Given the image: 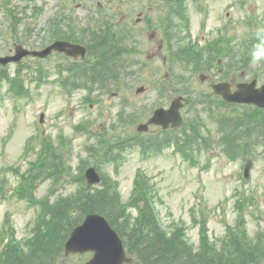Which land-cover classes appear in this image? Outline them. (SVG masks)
<instances>
[{
    "label": "rangeland",
    "instance_id": "1",
    "mask_svg": "<svg viewBox=\"0 0 264 264\" xmlns=\"http://www.w3.org/2000/svg\"><path fill=\"white\" fill-rule=\"evenodd\" d=\"M137 1L33 0L32 7L24 14L20 11L30 0H0V55L12 54L17 43L30 48L44 47L41 39L50 41L49 35L54 30L49 20H55L58 25V16L66 22L71 15L75 16L84 25L103 11L114 13L117 22H130V28L137 33L141 27L137 21L141 17V5ZM215 9L216 17L209 19L205 27L196 15L191 19V33L196 45L205 46L219 35L223 39L235 37L233 42L243 43L241 52L249 54L256 43L257 28L264 27V0H220ZM146 13L152 14L151 11ZM150 32L147 31V35ZM183 34L185 36V32ZM136 37L141 39L140 35ZM156 39L159 43L157 33ZM214 54L213 51L200 52L199 58L207 59ZM59 59L54 55L44 60L26 58L20 64L0 63V264H12V260L14 264H25L21 253L34 245L29 244L34 235L42 233L36 244L45 247L50 239L63 238L54 230L53 205L60 199L70 217L77 215L71 200L83 192V188L75 191L77 176L89 166H97L102 171V180L111 183L113 188L117 183L118 203L132 218L139 215L138 207L132 201L137 184L135 177L138 172L148 174L157 194L154 212L159 216V227L167 230L169 235L180 233L193 252L217 251L216 241L238 236L242 231L248 234L245 239L252 241L240 242L242 248L248 247L251 252L255 247L262 249L256 244L259 235L256 233L259 231L264 237L263 146H253L246 154L241 153H251L252 156L246 157L254 160L251 177L244 178L246 157L241 159L238 154H230L222 143H213L220 141L225 132L209 115L203 114L212 147L198 149L193 160L173 149L146 157L137 148L139 140L159 134L156 130L139 133L137 126L155 108L168 106L174 98L176 92L170 91L173 74L188 79L186 83L193 81L200 89L210 90L222 77H228L235 84L250 80L255 73H264L260 65L252 67L249 64L248 73L244 72V75L239 65L224 62L219 66L216 61L195 67L183 65L184 69L179 70L172 64H164L159 53L153 64L146 65L143 76L130 77L120 92L93 91L89 95L86 90L65 92L57 78ZM64 73H69L68 67ZM16 74L23 78L27 92L17 97L8 80ZM205 75L206 80H203ZM157 78H167L170 83L165 88V95L157 89ZM140 86L147 89L137 91ZM229 107L222 111L235 120L254 112L243 106ZM133 108L132 119L121 117ZM186 112L187 108L183 109L185 116ZM259 113L264 114V111ZM191 114L205 129L203 119ZM47 145L49 148L46 149ZM107 149L117 155L118 162L105 160ZM81 182L84 183L83 178ZM61 229L63 233L68 228L63 225ZM68 259L61 257L60 262L67 264ZM79 259L83 256H74L72 260ZM133 264L139 263L135 260Z\"/></svg>",
    "mask_w": 264,
    "mask_h": 264
},
{
    "label": "water",
    "instance_id": "2",
    "mask_svg": "<svg viewBox=\"0 0 264 264\" xmlns=\"http://www.w3.org/2000/svg\"><path fill=\"white\" fill-rule=\"evenodd\" d=\"M53 49L64 50L68 54L76 55L85 53V48L81 45L71 44L65 41H56L44 50H29L21 45H17L15 55H0V63L7 64L14 60H19L22 56L33 54L44 56ZM255 81L252 84H241L240 89L232 93L227 83L216 86V90L224 95L227 100L232 101H248L256 102L264 106V85L256 89ZM180 104L177 102L173 107L164 111L159 109L155 112L150 122L163 123L165 126L168 121H172L173 125L181 123L182 119L179 113ZM252 161H248L245 169L247 177ZM90 182L98 181L99 176L95 168L87 171ZM95 248L97 253L95 257L87 264H121L126 259L123 244L117 232L110 226L108 221L99 215H89L84 223L78 226L72 233L71 238L67 242V251H83L85 249ZM129 260V259H126Z\"/></svg>",
    "mask_w": 264,
    "mask_h": 264
},
{
    "label": "trees",
    "instance_id": "3",
    "mask_svg": "<svg viewBox=\"0 0 264 264\" xmlns=\"http://www.w3.org/2000/svg\"><path fill=\"white\" fill-rule=\"evenodd\" d=\"M38 9V8H37ZM26 12V10L24 11ZM56 33V32H55ZM54 33V34H55ZM59 37H71L70 35H62L56 34ZM54 35V37H57ZM58 38V37H57ZM77 38V37H76ZM19 76L8 78V80L12 83V89L20 90L19 88ZM98 82L101 86L105 85L104 82H100L104 80L105 76L100 75L97 76ZM22 90V89H21ZM39 166V165H38ZM53 178L58 179V176L52 174ZM84 192H79V195L73 197V204H79L81 196H84ZM93 198L88 203V209L91 211H98L112 219V223H120L115 219V215L117 212L116 200H112V195L110 191L105 187L102 190H97ZM70 201V200H69ZM48 203V202H47ZM46 203V204H47ZM109 205L108 204H112ZM53 217L52 220H69L72 223L68 224L67 227H70L73 224L78 223L81 218H76V220L72 219V217L68 216V211H61L60 207L63 206V201L60 199L53 205ZM86 210L81 209L80 212H85ZM114 216V217H112ZM120 220V217H116ZM140 221L142 224H137L131 228L127 223L118 224L121 233L123 234L126 243L130 247V250L134 252L139 259H141L143 264H195L196 262L202 263L201 259H198L197 255H194L191 251L192 249L186 244L184 239H181L180 233L177 235V232H174V235L169 236L167 231H163L159 228L156 220L153 218L152 212L149 209H143L140 216ZM151 220V222H150ZM150 222V223H149ZM126 223V222H125ZM66 227V228H67ZM58 240L55 241L50 240L49 246L57 244ZM237 249V247H236ZM264 254V250L262 251ZM9 255H12V250L8 251ZM242 262V261H241ZM240 262V264H241ZM204 264H214V262L204 263ZM235 264H238L235 263Z\"/></svg>",
    "mask_w": 264,
    "mask_h": 264
},
{
    "label": "flooded vegetation",
    "instance_id": "4",
    "mask_svg": "<svg viewBox=\"0 0 264 264\" xmlns=\"http://www.w3.org/2000/svg\"><path fill=\"white\" fill-rule=\"evenodd\" d=\"M209 7L206 9L202 0H138L137 4L141 5L139 14L141 17L137 22L141 27L138 31V36L141 39L137 40L139 54H145L143 63L151 65L154 59L162 51L168 52L170 48L168 42H173L174 46L183 40V30H188L191 26V19H195L194 15L201 19L206 25L209 19L216 17V4L220 0H207ZM151 11V13H146ZM227 14H229L227 12ZM125 23L131 27L130 22ZM61 30L65 33L77 30V23L75 21H61ZM147 31H152L147 35ZM177 32L176 35L174 33ZM156 33L161 35L160 42L157 43ZM174 35V36H173ZM174 47V48H175ZM57 56V55H56ZM164 63L171 64L172 56L164 55ZM183 57V56H178ZM176 62V60H175ZM32 264L31 262H28ZM27 264V263H25Z\"/></svg>",
    "mask_w": 264,
    "mask_h": 264
},
{
    "label": "clouds",
    "instance_id": "5",
    "mask_svg": "<svg viewBox=\"0 0 264 264\" xmlns=\"http://www.w3.org/2000/svg\"><path fill=\"white\" fill-rule=\"evenodd\" d=\"M255 39L256 43L249 52V64L252 67L264 64V27L257 28Z\"/></svg>",
    "mask_w": 264,
    "mask_h": 264
}]
</instances>
